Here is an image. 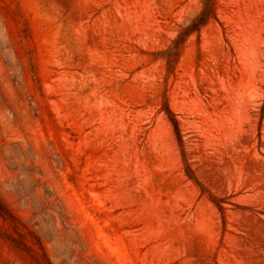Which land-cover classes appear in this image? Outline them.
<instances>
[{"label":"rangeland","instance_id":"1","mask_svg":"<svg viewBox=\"0 0 264 264\" xmlns=\"http://www.w3.org/2000/svg\"><path fill=\"white\" fill-rule=\"evenodd\" d=\"M202 6L0 0V264H264V0Z\"/></svg>","mask_w":264,"mask_h":264},{"label":"trees","instance_id":"2","mask_svg":"<svg viewBox=\"0 0 264 264\" xmlns=\"http://www.w3.org/2000/svg\"><path fill=\"white\" fill-rule=\"evenodd\" d=\"M216 17H217L216 0H203V6H202L201 11L190 22V24L187 25L181 31V33H179L178 38L175 39V41L173 42L174 47H172L171 50H175L176 52L179 51L182 43L185 40V37H187L188 35H191L193 33H198L202 29V27H204L210 20L215 19ZM24 33L25 34H24L23 38L27 39L28 28L24 29ZM30 59H31L30 64L35 71L36 66H35L34 58H30ZM165 111H166L172 125L174 126V129H175V132L177 135V139H178L180 145L182 146L183 145V139H182V135H181L180 128H179V123H178L175 115L172 113V111L170 110V108L168 106H165ZM187 175L190 178L195 177L189 166H187ZM0 212L1 213H8V210L6 208H3V206H1V204H0Z\"/></svg>","mask_w":264,"mask_h":264}]
</instances>
